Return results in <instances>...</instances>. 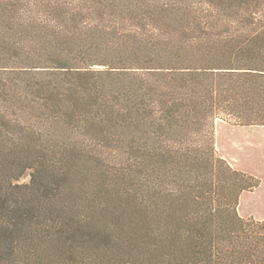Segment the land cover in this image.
Segmentation results:
<instances>
[{
  "label": "rangeland",
  "instance_id": "obj_1",
  "mask_svg": "<svg viewBox=\"0 0 264 264\" xmlns=\"http://www.w3.org/2000/svg\"><path fill=\"white\" fill-rule=\"evenodd\" d=\"M203 37L212 47L222 43L214 52L220 58L236 53L227 43L238 40V0H0V182L30 181L40 161L37 149L45 141L40 134L44 146L50 144L43 151L53 155L58 143H70L78 155L70 177L60 180L68 226L59 225L57 207L58 223L49 215L46 222L53 227L43 225L47 234L40 236L38 250L23 253L16 264L126 263L127 248L119 242L131 246V237L139 234V212L128 200L141 192L140 155L148 141L141 120L135 128L130 125L126 105L143 99L146 71H176L130 67L100 73L58 66L69 61L105 70V63L119 66L129 58L164 56L171 43L188 45ZM66 114L74 121L64 126L55 121L56 115ZM84 118L89 119L79 128L76 119ZM182 136L183 149L192 148V137ZM214 148L235 169L239 161L264 169V125L217 117ZM71 224L84 235L66 233ZM111 234L118 240H111Z\"/></svg>",
  "mask_w": 264,
  "mask_h": 264
},
{
  "label": "trees",
  "instance_id": "obj_2",
  "mask_svg": "<svg viewBox=\"0 0 264 264\" xmlns=\"http://www.w3.org/2000/svg\"><path fill=\"white\" fill-rule=\"evenodd\" d=\"M203 38L188 45L171 43L163 49L164 56L129 58L121 66L105 63V70L69 61L58 66L63 71L100 73L130 67L176 70L146 71L143 99L126 105L130 125L135 128L136 120H141L148 141L140 155L141 192L128 200L130 208L139 212V234L131 237V246L118 241L127 248L125 264H264V219L237 212L240 194L256 188L260 179L230 166L214 148L217 117L238 125H264V0H238V40L227 43L236 50L234 55L218 57L214 52L223 48L222 43L212 47ZM49 94L58 104L57 96ZM69 115L54 119L64 126L74 121ZM88 119H76L77 126L84 127ZM186 132L192 148L184 150ZM40 137L45 141L37 149L40 161L32 167L30 181L0 182V264H16L15 259L28 251L33 255L40 236L47 234L43 225L53 227L46 221L49 215L54 219L57 207L60 226L69 216L60 180L70 177L78 155L70 143H58L59 151L51 150V155L42 150L50 144L44 146L46 138ZM130 172L134 175L136 166ZM167 176L173 178L171 182ZM40 217L45 223L37 220ZM66 233L84 235L73 227ZM113 235L111 240H118Z\"/></svg>",
  "mask_w": 264,
  "mask_h": 264
},
{
  "label": "crops",
  "instance_id": "obj_3",
  "mask_svg": "<svg viewBox=\"0 0 264 264\" xmlns=\"http://www.w3.org/2000/svg\"><path fill=\"white\" fill-rule=\"evenodd\" d=\"M238 170L247 172L254 176L261 175L260 183L254 190H246L240 194L238 199V214L242 217H257V215H264V169L256 168L249 164H241L239 161ZM255 201H257V204L260 202L261 204L254 205ZM262 217L264 219V216Z\"/></svg>",
  "mask_w": 264,
  "mask_h": 264
}]
</instances>
